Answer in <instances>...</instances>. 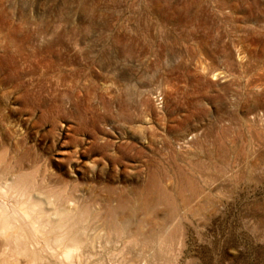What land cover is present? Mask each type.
Instances as JSON below:
<instances>
[{
  "label": "rangeland",
  "instance_id": "1",
  "mask_svg": "<svg viewBox=\"0 0 264 264\" xmlns=\"http://www.w3.org/2000/svg\"><path fill=\"white\" fill-rule=\"evenodd\" d=\"M2 169L81 264H264V0H0Z\"/></svg>",
  "mask_w": 264,
  "mask_h": 264
},
{
  "label": "bare ground",
  "instance_id": "2",
  "mask_svg": "<svg viewBox=\"0 0 264 264\" xmlns=\"http://www.w3.org/2000/svg\"><path fill=\"white\" fill-rule=\"evenodd\" d=\"M5 170L0 171V264H16L20 256L25 264H81L94 244L84 235L83 212L40 197L33 181L18 172L7 177Z\"/></svg>",
  "mask_w": 264,
  "mask_h": 264
}]
</instances>
